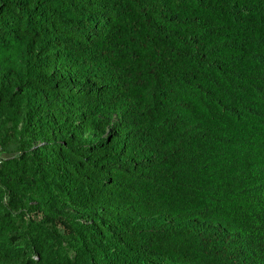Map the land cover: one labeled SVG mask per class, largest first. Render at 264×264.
<instances>
[{"label": "trees", "instance_id": "1", "mask_svg": "<svg viewBox=\"0 0 264 264\" xmlns=\"http://www.w3.org/2000/svg\"><path fill=\"white\" fill-rule=\"evenodd\" d=\"M0 264H264V0H0Z\"/></svg>", "mask_w": 264, "mask_h": 264}]
</instances>
